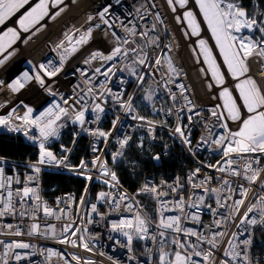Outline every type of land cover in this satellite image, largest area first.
<instances>
[{
  "label": "snow or ice",
  "instance_id": "6c2138e0",
  "mask_svg": "<svg viewBox=\"0 0 264 264\" xmlns=\"http://www.w3.org/2000/svg\"><path fill=\"white\" fill-rule=\"evenodd\" d=\"M191 2L166 0L168 8L176 14V22L187 29L185 36L200 37L206 26L215 47L200 38L194 54L198 57L197 63H201L199 57H202L201 73L211 77L207 85L209 91L214 87L219 89L218 97L213 96L219 103L209 109L214 122L209 125L208 119L203 121L207 135L201 136L195 144L188 125L194 117L201 116V112L185 96L184 85L175 83L180 73L172 59L167 54L155 51L150 54L145 50L159 47L160 37L149 35V32H156V24L151 29L138 31L136 25L128 26L131 20L128 24L119 17L112 20L110 4L103 6L95 16L89 15L86 21L89 26L83 31L77 28L64 34V39L53 48L59 57L58 63L48 60L34 65L10 83L0 81V89L6 88L12 94L35 82L52 97L41 110L21 101L0 114V129L22 134L38 147L36 157L24 164L27 170L24 173L0 157V237H5L0 238V264H22L37 254L44 257V264H52L53 257L62 260L63 264H96L92 259L75 254L69 260L52 249L37 253L36 246L30 242L6 238L40 236L95 254L101 237L88 226L100 221L110 233L108 239L127 249L128 261L135 260L137 264H253L249 252L253 230L257 225L264 226V14H249L238 0H194L196 13L190 7ZM62 5L64 0H0V27L20 14L15 27L0 32V66L13 54L9 50L21 39V33L30 34L24 40L27 43L42 30V21L46 18L55 20L64 12ZM136 12L140 14V20L146 19L139 7ZM155 19L157 23L161 22L158 14ZM116 28H122L126 35L119 36ZM96 29L110 31L113 47L107 54L99 50L91 52L83 63L92 65L98 61L99 66L91 74L77 68L83 78L82 86L77 85L78 91L69 95L60 93L54 87L55 78L64 71L67 58L78 52L79 46L86 45ZM164 48L171 51L170 45H164ZM120 64L123 67H119ZM253 64L257 66L255 73ZM117 72H126L134 78L136 87L145 94L137 97L127 95L124 90L114 93L108 85ZM156 75L160 77L156 84L163 92L144 89L148 77ZM98 77L104 79L98 80ZM227 77L234 82L231 89L225 87ZM127 82L123 78L120 80L121 85ZM171 85L179 90L178 94ZM109 99L125 118L137 122L135 127L145 129L147 137L153 140L156 139V128L167 127L170 123L160 117L175 115L177 123L169 129L172 136L179 138L193 156L200 150L214 154L217 157L215 163L202 164L186 178L176 177L171 183L146 181L134 194L122 190L117 173L105 157L114 133L124 126V121L117 115L112 120L111 130L88 127L90 123L99 124ZM137 99L145 108L151 107L153 118L141 114ZM158 103L160 107L156 106ZM0 107H7V104ZM185 113H188V125L182 123ZM68 125L79 128V132L73 131L74 138L81 132L92 136V151L100 155H94L90 161L81 159L73 165L66 154L71 149L61 145L60 152H54L49 147L51 141L59 139L61 131ZM145 138L140 137L137 147L143 148ZM131 140V135L116 139L112 164L126 155ZM97 142H102L105 149L99 148ZM153 159L160 157L157 155ZM45 168L67 169L89 182L95 179L105 190L95 195V202L82 195L74 207L71 201L75 198L62 197L53 208L41 194L40 176ZM205 169L217 175H211ZM88 190L85 186V194ZM142 195L154 201V210L150 214L137 199ZM113 214L119 218L109 219ZM205 214L209 217L207 222ZM8 217L17 223L8 222ZM52 219L61 222L59 229L51 223ZM226 222H231L235 230L229 232ZM25 223L27 231L22 229ZM241 237L245 238L241 240ZM137 248L145 255L142 261L134 255ZM29 249L33 251L27 252ZM99 254L104 255L103 252ZM112 264H118L117 260L112 259Z\"/></svg>",
  "mask_w": 264,
  "mask_h": 264
},
{
  "label": "built area",
  "instance_id": "2783aa9c",
  "mask_svg": "<svg viewBox=\"0 0 264 264\" xmlns=\"http://www.w3.org/2000/svg\"><path fill=\"white\" fill-rule=\"evenodd\" d=\"M71 1L73 0H64V5H62V7H64L65 10L55 20H58L63 14H65L68 11ZM238 2L240 3V0H238ZM109 4L111 5L110 13H111L112 20H116V18L119 17L120 19L124 20L125 24H128V21L131 20L132 23L128 24V26L132 27L133 25H136L138 28V31H144L147 29H151L152 25L156 24V29H157L156 32L154 33L149 32V35L160 37L159 47H155V48L150 47V48H146L145 50L150 54H152L154 51L160 54H167L172 59L175 67L180 73L179 77L175 79V83L184 85L186 89L185 96H187L192 101V103L196 105V110L201 112V116L194 117L191 125H188V121L186 119V116L188 115V113L183 114L184 119L182 120V123L185 125H188L190 138L195 144V142L198 139H200L201 136L207 135V131L203 125V121L205 119H208L209 125H211L214 122V118L210 117L209 109H211L217 103H219L218 99H213V96L218 97L219 89H216L214 87L213 91H209L207 85L211 81V77L210 76L205 77V75L201 73L200 69L203 66L202 57H199V59L201 60V63H197L198 57L194 54V49H196V42L200 38H204L208 40L210 46H212L213 48L215 46L211 40L210 34L207 32L206 26L203 28L200 37H195V36H190V35L185 36V31H187V29L182 24H179L176 22V19H175L176 14L172 13L171 10L168 8L166 0H119V2H117V0H94L91 6L87 8L86 11H84L81 21L75 20L72 23L66 24L63 30L58 31V33L56 34V37L47 43L45 49L43 51H40V54L38 55L37 60L33 58H26L20 67V71L12 74V76H10L4 82L5 83L12 82L16 78L20 77L25 71H30L34 65L45 63L48 60H52L58 63L59 57L57 55V52L53 51V48L55 47L56 44H58L61 40L64 39V34L68 32H72L77 28H80L81 31H83L89 26L86 23L88 16L89 15L95 16L96 13L99 10H101L103 6H106ZM253 6L254 4L252 3L250 4V7H248V9L246 8L249 14H255V12L253 13ZM138 7L141 9V13L145 15L146 17L145 20L139 19L140 14L136 12V9ZM190 7L192 8L194 12L198 13V9L195 8L194 0H192ZM157 14L160 17V21H161L160 23H157L155 19V16ZM262 14H264V12ZM198 19L202 20V18H199V17ZM95 22L96 21H94L93 23ZM4 29H6L4 28V26L0 27V32H2ZM114 30L121 37H124L126 35V33L123 31L122 28H116ZM40 32L41 31H39L35 36H32V38L29 39L28 41H31L34 38H36L37 35L40 34ZM22 34L24 33H21V36ZM129 38L131 39V37ZM17 43L18 42H16L12 46V49H10L9 51L11 52L15 51V53L17 54V48H16ZM141 44H143V41H141ZM113 45H114V40L110 34V31H108L107 29L94 30L92 39L86 45L79 46L80 50L67 58L64 71H62L55 78L54 87L60 93H63L65 95H69V94H72L74 91H78V88H76V86L77 85L82 86L83 78L80 77V73L77 72L76 69L77 68L86 69L89 72V74H91L93 69L99 66V62L94 61L92 65H85L83 63L84 59L91 52L97 51V50L102 51L103 53L107 54L110 51V49L113 47ZM164 45H170L171 51L169 52L167 48H164ZM161 49H163V52H161ZM196 51H198V49ZM215 55H217L218 57L219 55L218 52H216ZM8 62H6L4 65L0 67V71L3 70V68L6 66ZM220 62L222 63V61ZM119 67H123V64H120ZM189 67H193L195 76L197 75L200 78V80H203L202 84H203L205 93L208 95L207 100L204 101L201 98H197V94L194 91L193 83L189 79V72H188ZM256 69H257V66L253 64V67H252L253 73L256 72ZM4 71L1 72L3 73V75H5ZM224 71L226 72V69ZM121 78H123L124 80L128 82L124 85H121L120 84ZM97 79L103 80L104 78L98 77ZM159 79H160L159 75H156L155 77L149 76L148 82L143 85V88L149 91L156 89L159 92H163V89H161L159 85L156 84V80H159ZM257 79H259V77H257ZM49 83H52V82L49 81ZM233 83L234 82L231 80V78L227 77L225 87H229L231 89ZM108 86L112 89L114 93L120 90H124L126 91L127 95L135 94L137 97H142L145 94L144 91L136 87L134 78L129 77L126 72H117L116 76L113 77V82L110 83ZM171 87L173 88V91L177 92L178 94L179 90L175 88L174 85H171ZM29 88L33 89L36 93H39L38 98L22 97V93L24 91H27ZM51 100H52V97L47 95L43 91V89L40 88L38 84H36L35 82H32V83L27 84L26 87L22 89L19 93L12 94L11 92L8 91L6 97L0 96V105L7 104V107H0V114H5L8 110H10L11 107L19 105L21 101H23L25 104L29 106L34 107L36 110H41L42 107L47 106V104L50 103ZM167 103L170 105L172 102L169 100L167 101ZM137 104L139 106V110L141 114L144 111H148L151 114L150 118H153L151 107L145 108L139 99H137ZM180 104L181 105L184 104V101L182 98H180ZM156 106L160 107L161 105L158 103ZM104 107H105V113L102 114V118L99 124L90 123L88 127L90 128L101 127L103 130H111L112 120L117 115H119L121 119L124 121V126L120 128L119 132L114 133L113 138H112V144L108 146V153H107V156L105 157L106 159L109 160V166L114 171H115V166L122 163L126 156L125 155L123 158H121L116 164L111 163L112 151H114L117 146L116 139L123 135L132 136V140L130 141V144L136 136L137 137H139V135L145 136L146 138L144 139V142L146 145L156 146L158 148V151L152 155V159L154 156H157V155L160 157L159 160L153 159V162L156 165H160L163 160L170 161L174 157H177L176 152H175L177 148H181L185 152V154L189 157V159H191V161L193 162V166L191 168H187L184 172L177 173L169 179H164V178L158 179L150 175L145 176L142 179L138 190L146 181L159 184L161 180H166L171 183L176 177H180L181 179L186 178L188 174L194 171L197 167H201L202 164L215 163V160L217 157L214 154L210 153L209 151L200 150L197 152V155L193 156L182 146L179 138H174L172 136L169 129L174 128L177 123V117L175 115L171 117H163V116L160 117V119H166L170 121V123L167 127H157L155 131L156 139L153 140L150 137H147L145 129L135 127L137 122L132 121L130 118H125L124 114L118 109L116 105L112 103L111 99H109V101L104 105ZM87 115L91 117L92 114L88 113ZM74 130L79 132V128L77 126L68 125L67 127H65L61 131L59 139L51 141L49 147L54 152H57V153L60 152L61 145H63L66 148L71 149V152L66 153V154L69 156L70 162L73 165H77L81 159H86L90 161L94 155H100V153H94L92 151V145L94 142V138L92 136H89L87 133L81 132L79 136L74 138L73 137ZM217 131H222V129H217ZM1 132L9 133L6 131V129H0V133ZM10 134L19 135L27 144L35 148L36 155H37L38 147L34 146L31 142L27 141V139L22 134H19V133H10ZM74 139H75V143L73 142ZM97 145L101 149H105L106 147L102 142H97ZM80 146L82 147V152L79 156H77L75 153V150L77 148H80ZM127 150L128 148L125 150L126 153H127ZM4 159L7 161L9 166H13V165L16 166L21 173H24L27 171L24 168V164L28 161H15V160L7 159V158H4ZM46 171L67 174V175H70L76 178L83 179L85 182V186H87L89 190L85 194V191H84L85 186H84V189L80 195H77L75 192H62V193H59V194H56V195H53L47 198L44 194V187H43V174ZM205 171L210 172V170L208 169H205ZM210 174L217 175L214 172H210ZM40 188H41V194L43 198L53 208H55L57 199L62 198V197L75 198L73 201H71L74 207L78 203L79 197L82 195H86L87 199L92 200V202H95L94 200L95 195L99 191L105 190L104 185H102L95 179L89 182L85 180L82 176H78L74 174L73 172H70L67 169L60 170V169H54V168H45L42 170L41 176H40ZM94 189H95L94 196L93 198H91V194L93 193ZM122 190H127L129 194H134L138 191L137 190L136 192H131L127 188H125L123 185H122ZM142 197L148 201L147 207L148 209L152 210L151 211L152 213L154 210V201L151 200L147 195H142ZM139 201L141 202V200ZM61 206L63 207L65 205H61ZM147 207L144 206V209L146 212H147ZM118 218L119 217L115 214L109 217V219L111 220H116ZM6 219L8 222L17 223V221L13 220L11 217H8ZM208 219L209 217L205 214L204 215L205 222H207ZM96 220L99 221L100 218L96 217ZM51 223L56 225L58 229L61 225V222H58L55 219H52ZM226 224H228L227 230L229 232L235 230L234 227H232L231 222H226ZM259 226L260 225H257V227L253 230V234H252L253 243L249 250L250 256L253 260V264H256L257 261H259L260 264H264V249H262L261 251L255 250V245H256L255 232ZM88 227L93 233H97L101 237L97 241V248L94 249L95 254L84 252L79 249L72 248L66 245H61V244L56 243L54 239L44 238L40 236L30 237V236L25 235L19 238L7 237L6 239H22L26 242H30L31 244L35 245L36 246L35 251L37 253L45 249H52L54 251L60 252L69 260H70L71 255L75 254L83 258L92 259L96 262V264H112V259L117 260L118 264H137V261L135 260L128 261L127 257L129 253L127 252V249L118 246L114 240L108 239L110 233L106 230L105 224L103 221H100L99 223H94L93 225H89ZM22 229L24 231H27V223L22 225ZM111 235L115 236L116 234H111ZM0 238H5V237H0ZM244 238L245 237H241L240 239L242 240ZM119 239L123 240V237H119ZM26 251L31 253L33 250L29 249ZM101 252H103L104 255H100L99 253ZM134 255L137 257L138 260H141V261L144 260L145 258L144 253L139 248H137ZM22 264H44V257L37 254V255L32 256L29 261L22 262ZM52 264H63V261L58 259L57 257H53ZM71 264H75V262H71Z\"/></svg>",
  "mask_w": 264,
  "mask_h": 264
},
{
  "label": "trees",
  "instance_id": "16d2710c",
  "mask_svg": "<svg viewBox=\"0 0 264 264\" xmlns=\"http://www.w3.org/2000/svg\"><path fill=\"white\" fill-rule=\"evenodd\" d=\"M243 8L250 7L254 4L253 13L260 16L264 12V0H240ZM143 115L151 117L148 111L142 112ZM139 137H135L128 147L125 159L122 163L115 166L120 183L131 192H136L141 184L142 179L147 176L155 178L169 179L177 173L184 172L187 168L193 166V162L181 148H177L176 155L172 160H163L160 165L153 162L152 155L158 151L156 146L146 145L143 141V148L137 147ZM82 147L77 148L75 153L79 156ZM36 150L33 146L27 144L20 136L10 133H0V157L15 160L29 161L35 158ZM85 182L83 179L70 175L46 171L43 174V187L45 196L51 197L62 192H75L80 195L84 189ZM95 189L91 194L94 196ZM145 205L148 201L142 196L138 197ZM256 245L255 250L264 249V226L260 225L255 232Z\"/></svg>",
  "mask_w": 264,
  "mask_h": 264
},
{
  "label": "bare ground",
  "instance_id": "6f19581e",
  "mask_svg": "<svg viewBox=\"0 0 264 264\" xmlns=\"http://www.w3.org/2000/svg\"><path fill=\"white\" fill-rule=\"evenodd\" d=\"M94 0H77L75 2L71 1L70 7L68 11L63 14L58 20H50L45 19L42 21L43 28L40 34L37 35L31 41L24 42V39L30 35L29 33H24L21 36V39L18 41L16 48L17 54L13 58V60L9 64V68L4 71V74H0L1 81L7 80L12 74L20 71V67L26 58H33L35 60L38 59V55L40 51H43L50 40H53L56 37L58 31H62L66 24L72 23L75 20L81 21L82 15L87 8H89ZM24 10H22L23 12ZM54 11V10H53ZM20 14H17V17H14L12 20L8 21L4 28L7 27H15V20L18 18ZM193 67L188 68L189 79L193 83L194 91L197 94V98H201L202 100H207V94L205 93L203 87V80L196 75L193 71ZM192 72V74H191ZM8 90L0 89V96L6 97ZM14 96V95H13ZM39 93H36L33 89H28L22 93V97L24 98H38Z\"/></svg>",
  "mask_w": 264,
  "mask_h": 264
},
{
  "label": "rangeland",
  "instance_id": "374dc122",
  "mask_svg": "<svg viewBox=\"0 0 264 264\" xmlns=\"http://www.w3.org/2000/svg\"><path fill=\"white\" fill-rule=\"evenodd\" d=\"M54 11H55V10H54ZM28 36H29V35H28ZM28 36H27V37H28ZM27 37H26L24 40H26ZM17 42H18V41H17ZM12 53H13V54L9 57V59H8L6 62H8L9 60H10V61L6 64V66L3 68V70L0 71V73H1L2 71L6 70L7 68H9V64H10V62H11V61L13 60V58L16 56L15 51H12ZM6 62H5V63H6ZM0 67H1V66H0ZM141 136H142V135H139V140H140V137H141ZM143 205H144L145 207H147V205H145V204H143ZM151 211H152V210H151V209H148V207H147V212H148V213H151Z\"/></svg>",
  "mask_w": 264,
  "mask_h": 264
},
{
  "label": "clouds",
  "instance_id": "9594fccd",
  "mask_svg": "<svg viewBox=\"0 0 264 264\" xmlns=\"http://www.w3.org/2000/svg\"><path fill=\"white\" fill-rule=\"evenodd\" d=\"M19 136V135H18ZM67 175V174H66Z\"/></svg>",
  "mask_w": 264,
  "mask_h": 264
}]
</instances>
